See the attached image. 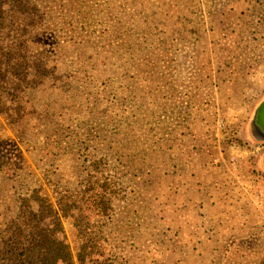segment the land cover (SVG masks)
Listing matches in <instances>:
<instances>
[{
  "label": "rangeland",
  "instance_id": "374dc122",
  "mask_svg": "<svg viewBox=\"0 0 264 264\" xmlns=\"http://www.w3.org/2000/svg\"><path fill=\"white\" fill-rule=\"evenodd\" d=\"M31 1L42 47L21 89L0 80V243L37 194L88 264H264V131L244 135L264 100V0ZM218 184L232 207L212 209ZM96 191L110 205L85 221Z\"/></svg>",
  "mask_w": 264,
  "mask_h": 264
},
{
  "label": "trees",
  "instance_id": "16d2710c",
  "mask_svg": "<svg viewBox=\"0 0 264 264\" xmlns=\"http://www.w3.org/2000/svg\"><path fill=\"white\" fill-rule=\"evenodd\" d=\"M39 5L40 2L33 3L31 0H0V80L5 81L7 75H11L16 80L19 89L23 83L28 82V73L31 66H34L26 51L32 43H35L32 51L38 55V49L42 47L43 38L39 36V33L44 31V16ZM192 26L199 32V24H196V27L194 24ZM184 31L186 33L184 41L186 57L189 52L197 51L199 46L194 45L190 40L193 37H188L191 33L190 28L186 27ZM171 42L175 40L172 39ZM36 43H40L39 48ZM181 60L185 59L182 57ZM1 94L2 88L0 87ZM4 111V105L0 99V113ZM244 135L251 142L260 138V134L251 124ZM92 168L96 175H102L104 171L102 168L107 171L112 169L107 164L100 166L97 163ZM102 180L107 181L106 178ZM115 191L119 192L118 189ZM125 192H121L120 195H125ZM31 198L36 201L37 210L30 203ZM108 199H110L108 195L103 192L84 194L83 198L78 200L82 213H86L82 219L87 221L92 216L97 217L101 212L95 210L100 204L109 206ZM16 213L14 221L9 226V236L0 243V264H88L89 244L85 242L80 252L76 254L71 252L56 232V227H60V222L58 225L56 222L58 217L53 213V206L48 198L37 194L22 198ZM50 216L55 218V228L43 227L44 219ZM81 238L86 239L87 237L84 235ZM91 264L115 263L114 260L107 258H97Z\"/></svg>",
  "mask_w": 264,
  "mask_h": 264
},
{
  "label": "crops",
  "instance_id": "0c3cea01",
  "mask_svg": "<svg viewBox=\"0 0 264 264\" xmlns=\"http://www.w3.org/2000/svg\"><path fill=\"white\" fill-rule=\"evenodd\" d=\"M221 179L222 180H218V183H220V182H226L227 183V178H222L221 177ZM224 179V180H223ZM244 179V178H243ZM218 186L220 187L219 188V194L218 195H216L215 196V198H214V201H215V205H213L214 206V208H212L213 210H218V208L219 207H221V208H224V207H232L231 206V198H227V195L228 196H230L231 194H232V192H231V190H230V186L228 185L226 188L227 189H225L223 186H220L219 184H218ZM226 190H228L230 193H228ZM212 191H213V188H212V185L210 186V188H208V189H206V191L204 192V191H202L199 195V197H201L202 195H204L203 197H205V202H206V199H208V196H210L211 195V193H212ZM188 199L190 200L189 202H188V205H191V201H194V200H196L197 199V196L196 195H194V194H188L187 196H186V200L188 201ZM193 199V200H192ZM199 199V198H198ZM210 201V200H209ZM228 201H230V203L228 202ZM212 205V203L210 204V206ZM233 208H236V207H233Z\"/></svg>",
  "mask_w": 264,
  "mask_h": 264
},
{
  "label": "water",
  "instance_id": "95a60500",
  "mask_svg": "<svg viewBox=\"0 0 264 264\" xmlns=\"http://www.w3.org/2000/svg\"><path fill=\"white\" fill-rule=\"evenodd\" d=\"M264 103V100L261 102V104L259 105V107L257 108V111L253 117L254 119V125H255V129L258 131L263 130L264 128L262 127L263 125V121H264V110L261 109L262 104ZM263 138H264V133H263Z\"/></svg>",
  "mask_w": 264,
  "mask_h": 264
},
{
  "label": "flooded vegetation",
  "instance_id": "af4514ba",
  "mask_svg": "<svg viewBox=\"0 0 264 264\" xmlns=\"http://www.w3.org/2000/svg\"><path fill=\"white\" fill-rule=\"evenodd\" d=\"M262 163H264V156L262 157Z\"/></svg>",
  "mask_w": 264,
  "mask_h": 264
}]
</instances>
